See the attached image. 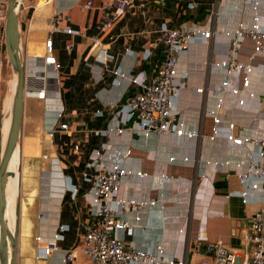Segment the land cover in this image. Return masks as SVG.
<instances>
[{
	"label": "crops",
	"instance_id": "1",
	"mask_svg": "<svg viewBox=\"0 0 264 264\" xmlns=\"http://www.w3.org/2000/svg\"><path fill=\"white\" fill-rule=\"evenodd\" d=\"M87 1L19 0L18 3L22 54L26 51V39L30 41V52L42 51L48 37L54 41L56 55L63 64L61 102L65 108L63 122L68 123L67 130L50 137L41 131L43 120L36 126L32 113L26 109L22 130L28 133L22 148V167L24 172L31 169L41 178L44 174V188L40 184L43 192H39L37 206L21 219L26 222L24 232L22 222L19 224L18 264H67L66 252L80 243L85 226L95 224L90 204L93 183L88 178L94 172L93 148L102 141L109 145L108 152L115 147H133L125 165L148 173L144 178L124 179L119 196L157 200L156 205L128 212L133 234L120 232L121 238L132 240L139 249L162 245L172 256L186 257L192 264H212L210 255L195 251L198 232H204L210 240L223 239L239 252L244 251L249 244L241 237L231 236L232 229L250 226L251 215L263 205L257 192L255 198L244 202L243 213L240 212V199L244 198L241 192L247 184L241 173L254 151L249 144L235 139L259 136L264 126V56L258 54L251 59L254 53L251 40H245L237 50V60L244 67L236 74L234 86L244 88V78L248 77L249 91L255 95L223 93L221 86L228 73L222 62L228 57L234 30L240 22L252 21L253 6L246 3L248 0H134L113 29L102 34L99 24L114 7H104L110 0H93L91 6ZM261 1L259 10L264 13V0ZM57 14L58 21L52 23ZM181 23L212 30L208 43L193 44L178 60L180 73H186L187 77L177 112L186 126L198 134L139 137L133 134L136 122L132 120L123 125L122 134L110 132L107 137H95L96 131L116 126L120 104L130 94L144 89V83H134L133 78L150 80L167 56L164 28ZM95 37L101 39L107 55L99 50L90 52ZM69 45L71 50H67ZM0 48L1 60L8 57L5 42ZM147 52H151V57L145 61ZM14 86L13 80L9 103L13 101ZM224 94L228 103L219 106ZM241 98L243 103H239ZM213 111H218L221 118L214 140L210 138L215 127ZM231 134L233 138L229 137ZM40 136L56 158L39 155ZM164 175L169 177L162 184ZM73 186L78 189L76 195ZM32 198L31 192L25 205H32ZM61 226L68 229L56 241L55 234ZM38 236L45 243L55 241L58 250L49 256L41 255ZM82 261L84 257L79 255L70 264Z\"/></svg>",
	"mask_w": 264,
	"mask_h": 264
},
{
	"label": "built area",
	"instance_id": "2",
	"mask_svg": "<svg viewBox=\"0 0 264 264\" xmlns=\"http://www.w3.org/2000/svg\"><path fill=\"white\" fill-rule=\"evenodd\" d=\"M134 0H110L104 5L105 8L114 9L107 11L100 24L99 30L102 34L113 29L115 24L121 20ZM9 0H0V21H5ZM93 0H88L87 5H93ZM247 4L254 8V16L251 22H240L234 30L231 40L228 57L222 62L228 68V73L222 81L221 89L223 93L235 95L254 96L255 93L249 91L250 80L244 78V88L234 86L236 74L244 67L237 60V50L245 40H251L254 44L253 59L256 55L264 56V13L259 10L261 0H248ZM57 14L52 23L59 19ZM212 36V30L201 28H190L181 23L176 27L164 28V40L168 47L167 56L161 61L154 75L150 80H139L133 78L134 83H144L141 92L130 94L125 102H122L116 113V126L106 130L96 131L97 138L107 137L110 132L122 134L125 130L123 125L127 122L135 121L134 135L149 138L152 135H163L174 133L181 136L193 137L198 134L197 130L190 129L179 117L177 112L178 100L181 90L185 87L184 79L186 73L181 74L178 68L180 54L188 51L195 43H208ZM26 51L23 54V64L25 69V94L26 99L31 98L40 101L44 105V116L41 131L50 137H54L58 131L68 129V123L63 122L65 118V108L61 102V73L63 64L57 57L52 38L48 37L43 43V50L37 52L28 51L29 39L25 40ZM5 42L3 34L0 36V46ZM67 46V50H71ZM1 49V48H0ZM99 50L107 55L103 48L101 39L95 37L90 52ZM151 52H147L144 60L148 61ZM0 60V159L5 147L4 126L7 120L12 117L13 104L9 100L10 89L4 87L3 67L5 59ZM250 69V68H249ZM247 71H249L247 69ZM118 84L120 82L118 81ZM203 89H200L202 91ZM12 96V95H11ZM244 99H239L243 103ZM226 94L220 98L219 106L227 104ZM213 111L215 127L210 138L214 140L219 134L218 124L221 118ZM50 117H47V114ZM25 118V112H24ZM24 123V120H23ZM230 128L233 130L234 124ZM23 129V128H22ZM22 136V134H21ZM233 138V134L229 136ZM235 141L249 144L254 153L252 160L247 165L241 177L246 181V189L241 192L243 201L255 198L258 192L263 205L251 215L252 223L248 227L238 229L233 227L231 236L241 237L249 245L244 251H238L227 244L223 239L210 240L204 232H198L196 236V253L206 252L212 257V264H264V126L261 134L254 138L239 139ZM109 145L100 142L93 148V168L92 177L88 178L93 183L90 204L95 212V224L85 226L80 237V243L72 247L65 254V263L74 262L79 255L84 257L80 264H192L186 257L176 258L159 245L154 249H139L132 240H126L119 236L120 232L132 235L134 226L129 222L127 214L130 211L139 210L147 205H156L157 200H138L136 198H126L119 196L120 187L124 179L133 176L144 178L147 172L134 170L125 165V160L132 156L133 147H115L110 152ZM43 158H56V154L43 153ZM174 158H171L173 160ZM228 162H222L225 165ZM169 176H162V184ZM73 195L78 193V189L73 186ZM230 194L226 198H230ZM67 226H61L59 232L55 234V240L63 238V231ZM40 252L43 256H49L58 250L55 241L45 243L38 236Z\"/></svg>",
	"mask_w": 264,
	"mask_h": 264
},
{
	"label": "water",
	"instance_id": "3",
	"mask_svg": "<svg viewBox=\"0 0 264 264\" xmlns=\"http://www.w3.org/2000/svg\"><path fill=\"white\" fill-rule=\"evenodd\" d=\"M18 3L19 0H9L5 21H0V36L2 34L4 36L8 58L17 77L11 126L0 159V264H18L19 260L18 213L14 228L11 229L7 218V200L5 198L7 180L9 176H16L15 171L11 170L9 165L17 147L20 146L26 103L25 69L19 28ZM0 14L3 13L0 12ZM243 204L244 201L240 199V212L242 213Z\"/></svg>",
	"mask_w": 264,
	"mask_h": 264
},
{
	"label": "rangeland",
	"instance_id": "4",
	"mask_svg": "<svg viewBox=\"0 0 264 264\" xmlns=\"http://www.w3.org/2000/svg\"><path fill=\"white\" fill-rule=\"evenodd\" d=\"M15 78H16V74L12 68L9 58L7 57L5 59V63L3 67V79H4V87L6 89H10V91L8 92V97H11L13 93V80ZM26 109H28L30 113H32L36 121V126L42 123L43 116H44V105L42 102L37 101L35 99L28 98L26 99V103H25V113H26ZM27 133L28 132H24V130H22V136L20 139V146H19L20 162L17 168V175L19 173V176H17L18 184H19L17 213H18L19 224L20 222H22V228H23L22 232L25 231L24 229L26 227V222H25V219L23 220L21 219L25 218V215L27 216V214H29L30 209L33 210L32 207L37 206L39 192H43L41 185H43V188H44V184H42V182L44 183V174L42 175L43 178H41V175L39 176L37 172H31V169H30V172L28 171L29 173L24 172V169L22 167L23 166L22 148L25 146ZM40 139H41V143L38 144L39 155H42L44 152L45 153L47 152L49 154L54 153V152H50L52 151V149L49 150L48 147L43 145L44 138L42 136H40ZM30 164H33V163L30 162ZM31 192H32V195H34V198H32V201H31L32 205H29L28 203L25 205V202L29 201L28 198L29 196H31Z\"/></svg>",
	"mask_w": 264,
	"mask_h": 264
},
{
	"label": "bare ground",
	"instance_id": "5",
	"mask_svg": "<svg viewBox=\"0 0 264 264\" xmlns=\"http://www.w3.org/2000/svg\"><path fill=\"white\" fill-rule=\"evenodd\" d=\"M14 82H15V86H14V93H15L16 87H17V77L14 79ZM11 103L13 104V101ZM10 126H11V118L6 121L5 126H4V132L6 135L5 144L7 141V136L9 134ZM19 162H20V149L19 147H17L13 155V158L11 160V163L9 165L10 169L15 171L16 176L14 177L9 176L7 180L6 188H5V198L7 200V218H8L9 226L11 227V229L14 228V225L16 222L17 211H18L17 205H18L19 184H18L17 176H19V173L17 175V168H18Z\"/></svg>",
	"mask_w": 264,
	"mask_h": 264
},
{
	"label": "trees",
	"instance_id": "6",
	"mask_svg": "<svg viewBox=\"0 0 264 264\" xmlns=\"http://www.w3.org/2000/svg\"><path fill=\"white\" fill-rule=\"evenodd\" d=\"M94 1H95V0H94ZM94 1H93V2H94Z\"/></svg>",
	"mask_w": 264,
	"mask_h": 264
}]
</instances>
